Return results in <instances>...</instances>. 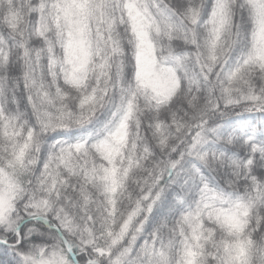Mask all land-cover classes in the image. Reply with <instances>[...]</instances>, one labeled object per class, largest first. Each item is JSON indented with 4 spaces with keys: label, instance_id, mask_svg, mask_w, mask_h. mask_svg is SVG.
Listing matches in <instances>:
<instances>
[{
    "label": "snow or ice",
    "instance_id": "6c2138e0",
    "mask_svg": "<svg viewBox=\"0 0 264 264\" xmlns=\"http://www.w3.org/2000/svg\"><path fill=\"white\" fill-rule=\"evenodd\" d=\"M0 264H264V0H0Z\"/></svg>",
    "mask_w": 264,
    "mask_h": 264
}]
</instances>
